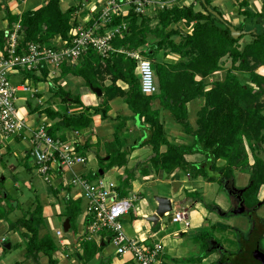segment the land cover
<instances>
[{
	"label": "trees",
	"instance_id": "obj_1",
	"mask_svg": "<svg viewBox=\"0 0 264 264\" xmlns=\"http://www.w3.org/2000/svg\"><path fill=\"white\" fill-rule=\"evenodd\" d=\"M16 1L23 3L26 0ZM71 1L75 4L65 9L62 0H48L39 9L17 16L9 9L8 0H0V10L5 7V20L8 23L6 29L0 30V48H4L16 24L21 27L18 41L20 47L24 49L32 43L53 47L52 40L55 37H60L69 45L74 29L80 26L91 28L100 22L102 9H98L93 17L82 25L78 21L77 14L85 10L84 0ZM125 1L120 0L119 3L122 4ZM196 4L202 8L200 11H196ZM196 4L164 9L149 17L140 15L133 9L121 11L119 15L113 14L111 22L107 23L105 28L101 27L99 31L105 34L125 24L127 26L123 33L125 38L116 35L112 41L115 49L119 50L122 46L135 50L143 49L148 59L155 58L168 48L183 59V63L171 67L169 71L163 70L160 62L153 63L159 85L157 94L144 95L141 92L135 60L128 59V62H124L123 56L117 52L108 58H102L91 49L76 62H65L60 68V76L56 81L59 83L61 78L73 76L82 78L89 87L101 88L100 81L103 77L112 75L113 85L111 86L113 87L103 85L104 87L101 88L104 93L102 103L98 107H86L85 111L79 114L53 111L50 106L37 108L34 112L44 114L55 121L54 126L49 128V133L57 137L55 133L58 127L80 131L91 126L95 115H101L103 120H107L110 109L108 100L121 96L132 111L133 117L141 122L142 127L148 129L147 140L137 146H152L154 156L151 162L154 168H162L170 172L176 169L193 168L197 176H204L206 180L214 181L215 177L208 176L205 167L197 163H189L185 159L186 155L203 154L211 161L212 171L221 175V182L234 185L236 171L248 174L250 180L242 199L244 201L246 195L253 196L259 205H263L259 202L258 196L264 187V158L260 157L261 154L264 156V119L261 117L264 111V75L258 74L255 70L264 67V11L254 13L249 9L246 1L241 4V9H244L241 14L246 20L250 17L254 18V21L260 24L261 31L250 33L253 41L240 49L239 43L245 35L242 32L243 27H236L225 19L223 13L212 5V0H196ZM213 12H217L220 17ZM152 21L159 23V27L149 28L148 25L150 26ZM181 23H184L185 27L191 31L183 32L178 27ZM229 26H233L240 32L238 39L232 37ZM44 27L47 32L45 35H40ZM146 35L149 37L146 38ZM149 38L152 41L148 43ZM175 38H179L180 41L175 42ZM225 56L238 64L237 68L242 72L249 73L254 85L244 84L237 77L229 76L225 81L214 82L212 88L206 90L208 84L205 79L221 70V59ZM102 62L107 63L109 71L104 73L101 71L103 70L100 65ZM40 69L41 77L27 75L34 84L46 81L48 78L49 71L45 67ZM197 77L204 80L199 81ZM118 80L127 84L128 88L122 89L115 85ZM59 86L57 89L51 86L50 92L53 97L60 98L65 105H82L79 98L74 99L70 92H66ZM202 99L205 104L196 112L195 123H191L187 104L202 101ZM164 111H168L172 119L182 126L183 132L193 137L192 145H178L169 140L165 130L166 123L162 120ZM124 126L125 123H122L119 130ZM83 148L75 142L76 152L85 157V154L81 153ZM121 148L120 138L116 137L114 145L109 147L107 153L110 157L109 169L121 168L127 164L126 156L129 149L126 148L121 152ZM247 148L252 152L253 163L250 161V151ZM100 159L104 162L103 158L100 157ZM220 160L224 164L219 166ZM87 180L92 181L88 178ZM130 181L131 178L128 176L122 179V183L116 184L115 191L120 199L127 198L130 193ZM0 199L9 203L10 210L22 209L19 201L11 203L12 198L6 191L0 192ZM244 202H247L246 199ZM60 203L63 208L62 215L70 219L72 228V222L78 219L81 209L74 206L75 202L69 198H63ZM259 205L251 207L252 212L246 211L252 228L248 239L242 240V236L238 238L241 244L238 256L229 255L228 257L225 254L226 257L219 264H255L251 258L249 246L251 237L257 238L259 242L264 237V227L255 213ZM214 206L216 205H212ZM234 210L228 212V215L234 214ZM132 212L131 210L130 213ZM2 218H5V215L0 212V219ZM42 219V209L37 206L34 211L25 212L16 222L11 221V229L21 233L25 247L35 257L34 260H39L43 256L48 258V264H58L59 260L55 257V253L59 250L58 244L49 238L48 234L44 235L46 237H40ZM88 224L89 222L86 221L87 227ZM84 236H87V232ZM104 239L105 234L102 235L104 245L95 241L94 244L82 243L81 251L76 250L74 254H69V257L76 259L79 264L94 261L108 243ZM19 246L20 244H16L15 248ZM260 250L264 253L262 248ZM65 254H68V250L62 252L63 256ZM98 262L105 264L106 261Z\"/></svg>",
	"mask_w": 264,
	"mask_h": 264
},
{
	"label": "crops",
	"instance_id": "obj_2",
	"mask_svg": "<svg viewBox=\"0 0 264 264\" xmlns=\"http://www.w3.org/2000/svg\"><path fill=\"white\" fill-rule=\"evenodd\" d=\"M47 1L48 0H26L23 3H19L16 0H8L7 5L12 11V14L21 16L23 13H26L28 11L39 9L41 6L45 5ZM85 1L88 5L87 9L78 14V21L80 20L84 23L88 22L96 13L97 7L95 6V4H101L103 0ZM242 3L243 0H212V5L215 7H220L221 9L219 10L223 13L224 18L228 21H231L229 20V18L234 19L235 25L243 22L245 18L241 14V11L244 10L241 9ZM247 3L249 9L254 13H261L264 10V4L260 1L251 0ZM62 4L63 7L65 6V9H68L74 3L71 0H62ZM85 16H87V18H85ZM5 17V7H3V9L0 10V30H4L7 28L8 23L5 20ZM81 18L84 19L81 20ZM17 25L18 24H16L13 29H15ZM13 80H15V78H13ZM48 80L53 82V79L48 78L46 81H43L45 82L43 93H41L42 91L40 92L37 88L39 83H33L34 88L32 91V99H34L36 102L32 103V101L28 100L26 106H20L21 108H19L20 111L22 110L21 113L24 116L23 120L25 121L29 129L22 136H8L0 132V179L3 185L6 179L4 175H1L3 174V170L6 169L3 164L4 160L7 163L10 171L13 173L12 177L15 181V184L13 183L14 185L12 186L10 191L5 190V188L3 187L0 192L6 191L12 198L11 203L13 204L15 201H19L21 208H23V205L17 198L19 193L16 191V189H18L17 187H20L19 179L24 176L23 171L25 168H27L26 160L29 158L30 154L29 152L31 149L32 130L39 127L41 124H45L49 128H52L55 124L54 120L48 118L44 114H39L38 112L35 113L34 110L37 108H42L41 105L43 104L45 105V107L50 106L53 111H67L69 114H79L84 112L86 107H98L102 103V98L104 97L103 92L101 97L94 93L92 88L95 87L87 86L82 78H67L66 81L61 80L59 82L60 85L66 90V92H70L74 99L79 98L82 102V105H65L62 103L60 98L52 96L50 92L51 84L48 85ZM105 80V84L113 81L112 75H107ZM115 85L122 89L128 88L127 84H125L121 80L116 81ZM65 86H68V89H66ZM39 95H41V97ZM108 105L110 108L108 113L109 118L107 120H103L101 115H95L92 118V124L89 128L75 131L73 129H62L58 127V130L55 133L57 137L62 138L63 140H70L71 143L76 142L80 147H84V150H82L81 153L85 154L87 164L85 166L74 167L73 170H71L72 175H82L87 179L85 175L93 174V178L105 179L102 178L106 173L105 170L88 166V164L90 163L89 157H92L94 159V156L96 155L97 158L101 157L104 159V162L108 163L110 158L109 156H107L109 147H112L114 145L116 137H118L120 138L122 147L121 152L126 148L129 149L126 156L127 164L124 167H114L109 170L117 171L118 174H121L119 176H122L123 179L128 176H130L131 178V181L129 183L130 193L128 194L127 198H131L133 200V212L126 215L124 218L126 219V217H130V221H132L130 225L133 230L132 236L128 235L125 232L124 224H122L124 232L129 239L144 242L148 246L160 245L162 247L160 257L161 264H219V262H221L222 259L226 257L225 254L227 255L229 253L233 254V256H238L239 250H241V244L238 238L242 236V240L248 239L249 233L251 232L252 228L251 226L249 228V232L246 233L240 226L236 224L238 222L237 216L243 217L242 212L240 211L243 208V203L239 202L241 198L237 196L238 193H240L241 196V192L243 190L241 191L237 189H243L244 187H239L240 184H237L235 174L240 173L245 175L246 173L236 171L234 174V185L230 186L228 183L223 182L225 184V187L224 189H222L217 182L221 180V175H219L218 177L210 176L215 177V180L208 181L200 176L196 175V177L191 173H187V178L185 177L184 179L179 177V175H184V169H176L170 172L165 171L162 168H154L151 162V158L154 156L152 146H137L142 141L145 142L147 140L149 134L148 129L142 127L141 122L137 121L133 117V113L125 103L123 97L118 96L108 100ZM158 106H160V103H158ZM198 106L199 107H196V112L202 107V105H200V102L198 103ZM162 116V120H164L166 123V133L171 142H174L178 145L193 144V137L183 132L182 126L172 119V116L168 111H164ZM122 123H125V126L121 130H119V126ZM104 143H109L107 153L104 152ZM24 145H26L27 148ZM86 146L87 148H85ZM133 146L136 147L134 148ZM11 157H14V161H7V158L11 159ZM185 159L189 163H197L198 165L205 168H211V161L206 159V156L203 154L186 155ZM218 164L220 166L223 165L224 162L220 160ZM65 171L66 170H55L51 174L54 176H52L50 180H47L45 177L41 176L40 173H38L45 182L50 184V187L52 188V192L50 194L55 198L51 205H48V208L44 207L42 209L43 217L44 215H46V213H44V209H46V212H54L55 210H57V208H61L59 205L55 206V203H59L62 206L60 200H62L63 198H69L71 201H76L77 199L82 198V195L84 194L82 187L65 185L59 178V176L57 178V175H63V172ZM194 176L196 177L195 179ZM248 177L250 180L249 175ZM106 181L113 182L115 183V185L117 184L111 179H106ZM138 184L140 189L136 192L134 191V186ZM142 184L144 186H141ZM214 184H217V187L215 189L212 187V185ZM235 186L237 187L236 189L234 188ZM27 187L30 186L27 184ZM145 187L151 189L159 187V190L161 191H156L155 195H152V197H150L148 194L150 193L151 189L147 192L143 189ZM208 187L211 188V190H209ZM232 190H235L234 195H232ZM212 192L215 194L213 198L210 197V195H207V193L210 194ZM193 193L198 196L197 199H199V201L205 202L207 198H209L210 205H205L209 206L210 213H205L204 215L198 213L200 212L198 208L200 207L201 203H199L196 198H193ZM164 201L170 202V210H167L163 213L162 216H160L159 211ZM180 202L181 204H183L182 206H184L185 209L175 211L176 204H180ZM189 202L191 205H189ZM0 204L5 206L9 205V203H7L6 201H1ZM212 205L216 206L212 207ZM179 206L180 205H178L177 208H179ZM189 206L193 207V209H196L198 212L194 213L193 216L190 215ZM258 208L256 211L257 216L258 210H260V208ZM18 210L20 209L10 210L9 206L6 210V215H11ZM29 210L31 211V208H29ZM232 210L235 211L234 214L228 215V212ZM181 211L188 212L190 224L189 227H186L183 224L184 226H182L178 230H174L169 228L168 225L162 224L164 218H171L172 221L174 215ZM57 214L54 213L55 216ZM8 218L9 217H7V219ZM18 218L20 217H17V219ZM65 218L66 220L69 219L67 217ZM133 218L134 220H132ZM243 218L249 220L247 216H244ZM17 219L13 221L8 220V224H3V226L6 227V232L13 233L15 235L17 230L11 229V221L16 222ZM86 219L87 218L85 216V213L80 214V216L78 217L79 236L77 238V234H75L73 237V242L63 237V231L61 236L62 238L57 241L65 244L64 247L70 248L72 249V251L76 247V249L79 251L80 248L77 245L81 240L86 239L84 234L88 230L87 225H85ZM3 220L4 218L0 219V224H2ZM261 222L264 227L263 220ZM135 224L137 226H135ZM173 224L177 225L181 223ZM85 227L87 228V230ZM83 229H85L86 231L83 232ZM60 230L61 229H58V231ZM0 239L1 243L4 244L5 247L10 244V249H12L13 245L8 242L7 238L1 237ZM261 240L259 242L260 248H262ZM58 247V252H61L62 248H64L60 247L59 245ZM262 250L264 249L262 248ZM70 251L68 252V254L64 255L62 261H64L65 259L67 261L76 260L69 257ZM101 253L99 255H101ZM206 253L208 255H206ZM71 254H73V252ZM214 254H217L215 259H213L212 257ZM99 255H97V258Z\"/></svg>",
	"mask_w": 264,
	"mask_h": 264
},
{
	"label": "built area",
	"instance_id": "obj_3",
	"mask_svg": "<svg viewBox=\"0 0 264 264\" xmlns=\"http://www.w3.org/2000/svg\"><path fill=\"white\" fill-rule=\"evenodd\" d=\"M119 2L120 0H108L100 22L93 27L80 26L74 29L69 45L60 38L59 45H54L57 47L32 43L22 49L17 39L20 25L15 27L8 45L0 48V132L8 136H22L29 129L25 121L19 118L17 110V93L32 92L34 88L32 80L27 77L28 74L41 77L40 68L45 67L49 71L48 79L56 78L55 75L60 73V68L65 62L74 63L91 49L102 58H108L119 51L113 47L112 41L116 35L123 37L127 29L125 24L105 34L99 32L101 27L105 28L106 24L111 22L113 14L119 15L123 10ZM129 2L131 0H126V3ZM119 9L120 11H117ZM137 11H140L139 7ZM132 58L137 62L136 73L140 80L141 92L144 95L157 94L159 87L156 83L154 64L140 54L132 55ZM17 76L23 80L22 84L13 83V78ZM30 157L38 173L47 180L54 176L51 174L57 169L71 171L76 166L87 164L86 158L76 152L75 143L51 136L49 127L45 124L32 130ZM70 185L80 186L84 191L85 216L89 222L86 232L89 240L103 243L102 235L105 234V242H111L115 246L117 256L129 257L123 264H161L160 245L148 246L126 236L120 219L131 212L133 200L120 199L115 191V183L101 178L89 181L82 175L74 174ZM172 221L182 223L186 227L190 225L187 211L176 213ZM56 235L61 237L62 231H57Z\"/></svg>",
	"mask_w": 264,
	"mask_h": 264
},
{
	"label": "rangeland",
	"instance_id": "obj_4",
	"mask_svg": "<svg viewBox=\"0 0 264 264\" xmlns=\"http://www.w3.org/2000/svg\"><path fill=\"white\" fill-rule=\"evenodd\" d=\"M256 1H260V2H262L264 4V0H256ZM138 2L139 3H143V5H139ZM76 3H78V2H76ZM84 3H85L84 4L85 5L84 8L87 9L88 5L86 4L85 0H84ZM122 4H125V5L120 6V8L123 7L122 11H129V10L133 9L137 13H139L140 15H143V16L145 15V16L149 17V16L156 15L157 13H159L160 11H162L164 9H172L175 6L183 7V6H188L190 4H196V0H131V2H129V3H126V1H125ZM107 5H108V0H103V2L101 4H97L96 3L95 4V6L97 7L96 12L98 11V9H100V10L102 9L101 11H103V9H106ZM138 7L140 8V11H137ZM195 7H196L195 8L196 11H200L202 9L198 4H196ZM217 9H221V8L217 7ZM117 11H120V9L117 10ZM77 17H78V14H77ZM85 18H87V16H85ZM83 19L84 18H81V20H83ZM229 20H231L230 23H232L234 26L243 27V31L242 32L245 33V35H244L243 39L240 41V43H239L240 49H243L246 44L251 43L253 41V38H252L250 33H254L255 31H261L260 24L256 23V21H254L255 19L252 18V17L248 18L247 20L245 18L243 20V22L238 23V25H235L234 19L229 18ZM79 22L82 25H84V22H81L80 20H79ZM157 26L159 27V23H157L156 21H152V22H150V26L148 25L149 28L150 27L154 28V27H157ZM178 27H180L182 29V31L185 32V33L191 31V30L187 29V27H185L184 23L183 24L181 23ZM20 30L21 29L18 30L17 39L20 37L19 36L20 35V33H19ZM46 32H47V29L44 27V29L42 30L40 35H45ZM147 36L149 37V35H146V38H147ZM10 37H11V35H10ZM10 37L7 38L6 43L4 44L3 47L8 45ZM123 38H125L124 35H123ZM123 38H121V39H123ZM59 39H60V37H55L52 40V44L53 45H59V43H60ZM150 39L151 38H149L148 43L150 41H152V39L151 40ZM174 41L175 42H179L180 39L179 38H175ZM166 48H167V46H166ZM117 53L123 56L122 59H123L124 62H128V59L135 60L134 58H132V55H136V54H140L141 56L146 57L145 56L146 52H144L143 49L135 50V49H132L131 47L127 48V47H123L122 46V48H119V51ZM157 56H159V57H157ZM157 56L155 58H148V59L154 64L157 63V62H160L163 70H168L169 71L171 69V67L176 66L179 63H183V59L178 54H175L174 52H172L168 48L166 50H163V52H161ZM103 60H105V59H103ZM100 65L102 66L101 68L103 70H101V71L103 73L109 71L110 68H108L107 63L102 62ZM94 66L96 67V64ZM237 67H238V64L233 63L232 59H230L229 57L225 56L224 58H222L221 59V70L216 72V73H214V74H212L209 78L205 79L206 80L205 82L208 84L206 90H210L212 88V84H214V82L225 81V79H227L229 76L237 77L244 84L254 85L251 82V80H250V77H249L250 74L249 73L245 74L244 72H242ZM255 71L258 74L264 75V67L257 68ZM59 74L60 73L57 72V75H55V77L59 78L58 77V76H60ZM72 77L73 76H66V77L61 78V79L66 81L67 78L69 79V78H72ZM57 78H52L53 82L48 80L47 81L48 85L51 84L52 87L57 89L58 86H59V84L56 81ZM105 79H106V76L103 77V79L101 80L100 84H102V85H100V87L101 88L104 87V86L113 87V86H111V85H113L112 84L113 81H110L107 84H105L106 83ZM197 79L199 81L200 80H204L201 77H197ZM13 83L15 85H19V84L23 83V80H21L20 76H17V77H15V80H13ZM44 83L45 82H43V81L39 82L38 87H37L40 92L42 91L41 93H43V91H44V89H43L44 88ZM156 83L158 85V82H156ZM59 87H62V86L60 85ZM65 87H66V89H68V86H65ZM158 87H159V85H158ZM95 88H97V87H95ZM101 88H99V89H101ZM32 93L33 92L17 93V97H18L17 110H18V116H19L20 119L24 118L23 114L21 113L22 110L20 111V109H19V108H21L20 106H26L28 100L32 101V103L36 102L34 99H32ZM199 102H200V105H204L205 104L203 99H202V101L190 102V103L187 104L188 111L190 112V121H191V123H195V121H196V107H199L198 106ZM41 107L43 108V107H45V105L42 104ZM23 113H24V111H23ZM261 117L264 119V111L262 112ZM108 144L109 143H104L103 147H104V152L105 153H107V150H108V147H109ZM24 146L26 147V145H24ZM103 147H101V148H103ZM249 156H250L251 163H253L254 160H253V156H252V152L251 151L249 152ZM260 157L264 158V156L262 154L260 155ZM89 159H90V163L88 164L89 167H95L96 169L105 170L106 173H105V175L102 178H105V179H108V180L111 179V180L115 181L118 185L120 183H122L123 177L119 176L121 174H118L117 171L109 170L107 162L101 161L100 157L97 158L96 155L94 156V159L92 157H89ZM9 160L14 161V157H11V159L7 158V161H9ZM3 162H4L3 164H4L6 169L3 170V172H2L3 174H1V175H4V177L6 179H5V182H4L3 185H2V181L0 179V190L4 187L5 190L10 191L12 186L15 184V181H14V179L12 177L13 173L8 168L7 163L4 160H3ZM26 162H27V168H25V169L23 168L24 169V171H23L24 172V174H23L24 176H22L21 179H19L20 187H17L18 189H16V191L19 193L17 198L21 201V204L23 205V208L18 210V211H15L11 215H6V213H7L6 210L9 207V205L5 206V205H1L0 204V212H1L2 215H5V218H4L3 222H2V224H0V238L1 237L7 238L8 242H10L13 245L12 249H8V248L5 247L4 244L1 243V239H0V264H48V258L43 257V256H41L39 260L38 259L34 260L35 257L30 252H28L27 247H25V244H24V241H23L24 238H23V236L21 235L20 232L17 231L15 233V235L13 233H8V232H6L7 231L6 227L3 226L4 223L8 224V220H12L13 221V220L17 219V217H21L24 214L25 210H26V212H29V208H31V211H33V209L35 210V208L37 206H40L41 209H43L44 207L48 208V205H51V203L55 199L50 194L52 192V190H51L52 188L50 187V184L45 182L44 179L38 174L37 169L34 166L33 159L31 157H29L26 160ZM205 170H206V172H207L206 174L208 176H215V177L219 176V174L214 173L212 171V169L209 168V167L205 168ZM187 173H191V174L196 176L195 169L192 168V169L185 170L184 175H179V177L185 179ZM20 175H22V174H20ZM92 175L91 174H87V175H85V177L94 180ZM58 176L63 181V183L65 185L70 186V181H71V179L73 177L72 172L70 170H66L65 172H63V175H57V178H58ZM195 176H194V179L197 177V176L196 177ZM200 177H202L204 179V176H200ZM200 177H198V178H200ZM1 178H2V176H1ZM235 179L237 181V184H240L239 187H244L243 189L241 188V189H237V190H241V191L243 190L245 192V187L249 184L248 174L244 175V174L236 173L235 174ZM217 182H218L219 186L222 189H224V187H225L224 185L225 184L223 182H220V181H217ZM26 183L30 187H27ZM141 186H144V185L142 184ZM212 187L215 189L217 187V184L212 185ZM234 188L236 189L237 187L235 186ZM139 189H140L139 184L134 186V191L137 192V191H139ZM143 189H144V191L148 192L151 188L145 187ZM208 189L211 190V188H209V187H208ZM156 191H161V190H159V187L158 188H154V189L152 188L148 195L150 197H152V195H155ZM234 191L235 190H232V195H234ZM244 192H242L241 196H240V193H238L237 196H239L241 198V200L239 202L243 203V208L244 209L242 208L240 211L242 212V210H243L245 212L246 211L248 212V211L251 210V207H253L255 205H259V203L257 202V200L253 199V196L246 195L245 198H244V201H245V199L247 201L246 202L247 204H246L243 201V199H242V195L244 194ZM207 195H210V197L213 198V196L215 194L212 192L210 194L207 193ZM261 196H262V198H261ZM193 198H196V200L199 203H201L200 207L198 208L200 210V212H198L196 209H193V207L189 206L190 215L193 216V214L197 213V212L200 213L201 215H204L205 213H210L209 206H207V205H210L209 198H207V200L205 202L199 201V199H197L198 196L195 195V193H193ZM200 199H201V197H200ZM258 200H259V202L261 201L263 203V205L260 204L258 206L260 208V210H258V217L260 218L261 221L263 220V222H264V187H262V189H261V193H260V196H258ZM0 202H1V199H0ZM74 202H75L73 204L74 206L80 207V209H81L80 214H84L85 213V209H86V201L83 199V195H82V198L77 199ZM239 202H238V205H239ZM202 203H203V205H202ZM205 204H207V205H205ZM58 205L61 208H57V210H55L54 212H49V211L46 212V209H44V213H46V215H44V217L42 219L43 225L41 226L40 237H46L44 235L48 234L49 238L53 239L54 241L60 240L62 237H57L56 236V232L58 231V229H61V231H63V237L68 239L69 241L73 242V237L75 235V232L77 234L76 237L78 238V236H79L78 219H75L72 222L71 230L66 233L64 231V229H63V224H64V221L66 220V218L64 217V215H62V212H63L62 206L59 203H55V206H58ZM178 205H180L179 208H177ZM182 205L183 204H181V202H180V204H176L175 211L185 209V207L182 206ZM189 205H191L190 202H189ZM132 211H133V209H132ZM256 211H257V209H256ZM54 213L55 214L59 213V214H57L55 216ZM242 216L244 217L245 215H243V213H242ZM7 217H9V218L7 219ZM243 217L237 216V221L238 222L236 224L238 226H240L243 231L248 233L249 232V228L252 226V224H251L250 220L245 219ZM130 220H131L130 217H126V219L122 218L120 220V222L121 221L124 222L123 224H124V227H125V232L128 235L132 236L133 235V230H132V227L130 226L132 221H130ZM132 220H134V218ZM162 224H166V225H168L169 228L174 229V230H178L179 228L184 226L182 223L181 224H177V225L173 224L172 221H171V218H168V217L163 219ZM135 226H137V225L135 224ZM83 230H84L83 232H85L87 230V228H86V230L85 229H83ZM261 241H262L261 242L262 248L264 249V237H262ZM85 242L94 244L96 242V240H95V242H94V239H90L89 240V235L87 233L86 239L81 240L79 242V244L77 245L80 248L79 251L81 250V244L85 243ZM16 243L20 244V246L18 248H15ZM56 243L60 247H64V245H65V244H62L60 241H57ZM76 248H74V250L72 251V249L64 247V248H62L61 252L57 251L55 253V257L58 258V260H59L58 264H79L78 261H76V260L67 261L65 259L64 261H62L63 258H64V256L62 255L63 251L68 250V252H69L71 250L70 251V254H71L72 252H75V250H77ZM206 255H208V254L206 253ZM216 255L217 254H214L212 256L213 259L216 258ZM229 255H233V254H229L228 253L226 256L229 257ZM102 259H103L104 262L106 261L105 264H123L124 262H126V260L129 259V257L126 256V257L122 258V257L117 256L115 246L111 242H108L107 245L103 248V251H102L101 255H99L98 258L96 257L94 261H92V262H90L88 264H101V262H98V261L102 260ZM199 262H201V261H199ZM205 264H207V263H205Z\"/></svg>",
	"mask_w": 264,
	"mask_h": 264
},
{
	"label": "water",
	"instance_id": "obj_5",
	"mask_svg": "<svg viewBox=\"0 0 264 264\" xmlns=\"http://www.w3.org/2000/svg\"><path fill=\"white\" fill-rule=\"evenodd\" d=\"M209 10L211 11V8H209ZM264 11V10H263ZM214 15L220 17L218 15L217 12H213ZM229 29L232 33V37L234 39H238L240 32L238 30H236L233 26H229ZM93 92L96 93L99 97L102 96V91L99 88H92ZM244 192V191H242ZM241 192V194H242ZM167 210H170V202L169 201H164L162 203V207L159 211V215L162 216L164 212H166ZM245 211H242V213ZM246 216H248L249 214L245 213ZM71 225H70V220L67 219L63 225V229L64 231L67 233L70 231ZM8 249H10L11 245L8 244L6 246ZM250 255L252 260L254 261L255 264H264V254L261 253L262 251L260 250V245H259V240L257 238H253L251 237L250 240Z\"/></svg>",
	"mask_w": 264,
	"mask_h": 264
},
{
	"label": "flooded vegetation",
	"instance_id": "obj_6",
	"mask_svg": "<svg viewBox=\"0 0 264 264\" xmlns=\"http://www.w3.org/2000/svg\"><path fill=\"white\" fill-rule=\"evenodd\" d=\"M249 212H252V211H249ZM249 237H250V234H249Z\"/></svg>",
	"mask_w": 264,
	"mask_h": 264
}]
</instances>
